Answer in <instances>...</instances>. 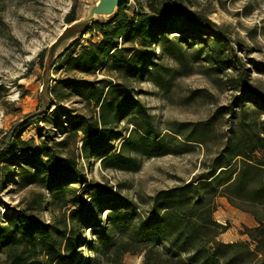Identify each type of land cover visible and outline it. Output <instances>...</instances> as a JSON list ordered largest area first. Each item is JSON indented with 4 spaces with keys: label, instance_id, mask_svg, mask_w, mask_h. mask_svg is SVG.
<instances>
[{
    "label": "trees",
    "instance_id": "obj_1",
    "mask_svg": "<svg viewBox=\"0 0 264 264\" xmlns=\"http://www.w3.org/2000/svg\"><path fill=\"white\" fill-rule=\"evenodd\" d=\"M129 2L127 0L121 6L119 16L112 23L93 24L88 32L99 30L100 40L89 41L80 51L76 47L82 41L73 45L55 64V68L59 65L70 72L86 75H97L108 68L121 80L86 81L85 112L67 114L65 120H62L59 89L65 86L73 90L77 85L70 78L60 80L52 85V111L27 123L42 119L61 123L65 129L64 138L56 141L44 135V139L36 143L35 139L13 135L0 152L1 182L11 179L15 175L14 166L18 165V174L25 185L47 190L49 194L47 198L46 192L32 191L33 197L26 208L3 215L0 264H76L74 254L85 242L81 234L88 228L97 230L94 250L116 246L117 238L112 236L115 229L117 232L132 229V237L121 239L116 253L131 251L128 247L136 241L146 246V264L152 263L156 248L168 251L158 264H232L234 258L228 259L224 249L241 247L253 256L255 264H264V159L256 156L257 152L264 155V128L248 130L242 136L241 143H247L249 148L235 153L241 157L236 165L229 161L223 165L218 159L217 165L195 182L161 190L146 219L140 217L133 222L135 214L132 212L113 210L108 212L104 226L102 212L105 208L110 209L109 203L118 199V195L107 188L89 192L88 198L86 193L76 191V183L82 182L85 176L81 155L87 160L105 156L104 162L116 160L127 169L137 165L135 157L120 152L110 155L109 140L117 134L119 123L128 116L139 133L125 138V147L148 155L166 151L165 140L154 136L151 122L134 120L136 115L147 117L148 114L145 106L135 98L129 81L150 72L149 68L155 63L156 44L164 47L167 42L180 39L171 34L185 33L187 40H200V50L210 63L216 65L217 71H241L239 80L230 86L242 91L238 97L240 101L248 99L264 109V93L248 88L247 68L239 64L241 57L235 53L233 40L222 27L197 12H188L176 1L154 0L149 4V10H137L133 16L126 12ZM75 18L74 8L67 16L68 23ZM46 52L41 53L42 67ZM203 190L205 192L201 194ZM195 192L198 194H193ZM219 196H225L234 206L253 213L259 221L258 226L249 229L254 247L218 240L219 235L229 229V224L219 223L213 216L217 210L214 199ZM120 200L123 204L124 200ZM71 203L70 214L60 212L61 217H56L53 223H46L34 214V211H63ZM123 205L127 206L126 203Z\"/></svg>",
    "mask_w": 264,
    "mask_h": 264
},
{
    "label": "rangeland",
    "instance_id": "obj_2",
    "mask_svg": "<svg viewBox=\"0 0 264 264\" xmlns=\"http://www.w3.org/2000/svg\"><path fill=\"white\" fill-rule=\"evenodd\" d=\"M152 1L130 0L126 12L133 16L137 10H149ZM174 1L188 12L208 17L229 34L235 53L241 57L239 64L247 68L248 88L264 93V0H170ZM77 4L78 0H0V152L13 135L26 140L35 139L36 143H40L44 135L56 141L64 138L65 129L61 123L45 119L29 123L22 120L42 106L41 53L63 30L68 23L67 16L74 8L76 11ZM100 34L99 30L86 33L76 50L80 51L91 40H100ZM171 36L180 39L167 42L164 47L156 44L155 63L149 68L150 72L129 81L135 98L145 106L148 114L147 117L136 115L134 120L151 122L154 136L165 140L166 151L160 155H148L136 152L130 146L125 147V138L139 133L128 116L119 123L117 134L109 140L110 155L120 152L135 157L137 165L127 169L116 160L104 162L105 156L89 160L83 155L80 157L85 176L82 182L76 183L78 194L86 193L88 198L89 192L107 188L118 195V199L109 203L110 209L105 208L102 212L104 226L107 225L108 212L113 210L132 212L135 214L133 222L140 217L146 219L161 190L195 182L202 174H208L218 159L223 165L227 161L236 165L241 157L235 153L249 148L247 143H241L242 136L248 130L264 128V109L248 99L240 101L238 97L242 91L230 86L239 80L241 71H217L216 65L210 63L200 50V40H187L185 33ZM54 78L52 85L66 78L77 85L73 90L60 86L62 120L67 114L85 112L86 81L121 80L108 68L97 75H86L70 72L59 65L54 68ZM73 149L76 151V147ZM256 156L264 159L261 152ZM19 170L20 167L15 165V175L0 181V222L6 213L26 208L33 197L32 191L46 192L49 198L47 190L25 185ZM214 200L217 203L214 218L219 223L229 224V229L220 234L218 240L225 244L247 243L254 247L249 234V229L259 225L254 214L234 206L225 196ZM72 208L73 203L63 211H34V214L46 223H53L56 217H61L60 212L69 215ZM131 234L132 229L127 232L115 229L112 236L118 239L117 245L94 250L97 230L88 228L81 234L85 242L74 254L76 264H146V246L136 241L129 245L131 251L116 253L121 239L128 240ZM224 250L228 259L234 258L232 264H255L246 248ZM167 254L166 249L156 248L151 264L160 263L161 257Z\"/></svg>",
    "mask_w": 264,
    "mask_h": 264
},
{
    "label": "water",
    "instance_id": "obj_3",
    "mask_svg": "<svg viewBox=\"0 0 264 264\" xmlns=\"http://www.w3.org/2000/svg\"><path fill=\"white\" fill-rule=\"evenodd\" d=\"M127 0H78L76 18L67 23L60 34L47 48L43 63L42 87L40 98L41 108L27 115L22 122L42 116L52 111V83L54 81V68L58 57L68 48L82 41L85 34L93 24L106 25L112 23L120 14L121 6Z\"/></svg>",
    "mask_w": 264,
    "mask_h": 264
}]
</instances>
